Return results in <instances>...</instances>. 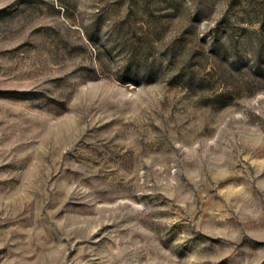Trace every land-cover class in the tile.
Masks as SVG:
<instances>
[{
  "label": "rangeland",
  "instance_id": "374dc122",
  "mask_svg": "<svg viewBox=\"0 0 264 264\" xmlns=\"http://www.w3.org/2000/svg\"><path fill=\"white\" fill-rule=\"evenodd\" d=\"M0 264H264V0H0Z\"/></svg>",
  "mask_w": 264,
  "mask_h": 264
}]
</instances>
